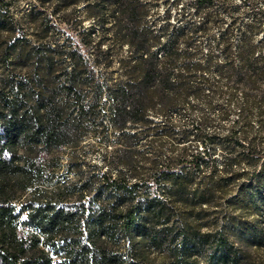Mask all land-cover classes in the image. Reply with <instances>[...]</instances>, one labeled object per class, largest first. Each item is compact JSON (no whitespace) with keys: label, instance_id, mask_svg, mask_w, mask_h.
Instances as JSON below:
<instances>
[{"label":"trees","instance_id":"obj_1","mask_svg":"<svg viewBox=\"0 0 264 264\" xmlns=\"http://www.w3.org/2000/svg\"><path fill=\"white\" fill-rule=\"evenodd\" d=\"M35 1L2 53L0 264H264V4ZM82 5L90 54L53 20Z\"/></svg>","mask_w":264,"mask_h":264},{"label":"rangeland","instance_id":"obj_2","mask_svg":"<svg viewBox=\"0 0 264 264\" xmlns=\"http://www.w3.org/2000/svg\"><path fill=\"white\" fill-rule=\"evenodd\" d=\"M0 1L9 3V10H7L6 8L3 10L4 17L7 21L6 27H0V76H8L12 73V67L3 61L2 53L15 36L23 37V32L19 27L21 25H23V27L26 26L25 14L31 7H33V5L39 7V4L35 0ZM234 1L238 2L239 0ZM259 2L264 4V0H259ZM181 3L182 1L177 4L175 3V1L170 0L167 4L161 6L160 11L162 12L166 9L167 6H169L173 15H175V13L180 9ZM50 9L51 6L48 7V10ZM74 15V13L68 15L67 17H65L64 21L61 20L59 16L53 17V20L55 21V23H58V27L60 28V30H57L56 32V37H58L60 42L66 41L70 45L78 46L82 48L87 54H90V51L96 49L97 42L103 38L102 27H99V25L96 24V32L91 34V37H93L94 40L92 41V44L87 45L85 44V41L90 39L88 33L91 30L92 24H94V22L97 23L96 21L98 18H96L95 20L89 18L83 5L81 6V12L79 14L77 13L76 17ZM245 16H248V14H245ZM12 23H17L19 25L17 26V31L15 33L8 30L9 28H11ZM108 25L109 24H106L105 26L107 27ZM102 48L106 49L105 44L102 45ZM17 71H20V69L18 68L15 70V72ZM91 155L97 161L101 162V153H91ZM251 198L253 203L258 205V208L252 206L251 208H249V210H247L245 216L248 219L249 225L251 227L258 228L262 233L263 246H253L249 248V251L256 261L264 262V191L252 193Z\"/></svg>","mask_w":264,"mask_h":264}]
</instances>
